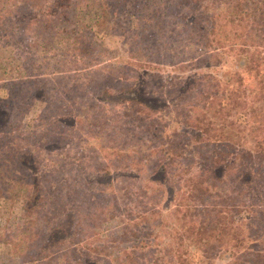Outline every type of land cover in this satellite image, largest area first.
<instances>
[{
  "label": "trees",
  "instance_id": "trees-1",
  "mask_svg": "<svg viewBox=\"0 0 264 264\" xmlns=\"http://www.w3.org/2000/svg\"><path fill=\"white\" fill-rule=\"evenodd\" d=\"M140 1L0 9V47L17 48L0 57V195H90L59 245L45 249L36 227L22 254L46 258L67 243L83 249L75 264H264V0ZM87 17L121 29L143 59L94 55ZM232 56L242 63L215 72ZM152 63L189 71L187 83L162 102L137 95ZM22 119L41 129L38 147H21ZM22 169L37 176L25 183ZM22 205L48 217L36 198ZM97 211L136 225L141 242L86 241L83 218Z\"/></svg>",
  "mask_w": 264,
  "mask_h": 264
},
{
  "label": "rangeland",
  "instance_id": "rangeland-1",
  "mask_svg": "<svg viewBox=\"0 0 264 264\" xmlns=\"http://www.w3.org/2000/svg\"><path fill=\"white\" fill-rule=\"evenodd\" d=\"M54 1L57 0H30V3L32 4L31 8H34L35 4H40L41 2L43 6L44 3H49V6H52V3H54ZM142 1L143 0H141L140 2L142 3ZM146 2L149 5H151V3L159 5L160 1L146 0ZM135 3L133 4V6L129 4L127 9L131 12H134L135 8L133 7ZM20 4L21 3L19 2V0H0V9L2 10V13H5L6 11H12L15 5ZM138 9L140 12H142L143 15V11L145 10H142L141 7H138ZM85 23L86 25L92 24V30L96 31V33L99 34V36L95 35L94 39H92L94 43L96 42L94 45L98 46L97 43H100V46L93 50L94 55L100 52L109 55L107 60L111 61V63L115 66H122L125 63L132 61V59L138 58L139 56H141V58L143 59L142 53L140 51L134 50L133 48L129 47V44L126 45V42H121V38L123 37L121 34V29L111 32L108 29V25L110 23L100 21V23L94 24L90 22L89 17L86 18ZM34 27H40V23L34 25ZM1 45L3 47H0V50L4 49V51H0V57H2V53H4L3 57L7 56L8 54L15 55L16 50H14L13 52H8L7 50L17 49L12 40L6 43L3 42L1 43ZM104 59L106 58L104 57ZM5 60L6 59L3 58V62H5ZM241 63V59L232 56L228 58L225 64L216 67L215 72L223 74L226 71L230 70L232 66ZM12 66L14 67V64ZM152 66L153 63L151 64V67L144 72V74L146 73V75L149 76V82L145 81L142 91L136 93L137 95L152 102H162L166 99H169L173 94L176 93L180 86L182 87L187 83L188 75H190L189 71H184L181 73V75H178L179 73L174 71V69L168 64H165L160 69L152 68ZM159 83L163 84L164 86L162 85L161 88L157 87L156 85H158ZM19 125L21 147L30 149L36 146L38 147V137L40 136L41 129L39 127H34L33 122H27L24 119L21 120V123ZM23 156L27 159L30 158V156L26 154H23ZM21 172L26 173V179L25 177L23 178V181L25 183L26 181L30 182L32 177L35 178V176H37L34 171L27 172L22 169ZM117 174L114 173L109 177H115ZM109 177L99 176L98 181L107 182L110 179ZM56 196L58 197V195H39V192L36 189L32 191V195L26 196L28 198V201L36 198L40 206L44 205L42 212L43 215H47L48 217L36 219L35 214L32 215L31 213H24L22 211V204L24 202V199L26 198L25 195H0V233L4 232L6 234V236L1 237L2 240L0 241V264H75L79 258H84L83 255L80 256V253L81 251H83V249L80 251V248L77 245H68L67 243L63 245L60 250L50 252L46 258H40L39 256H36V253L29 254V252H26L22 254V248H20V245H24L25 242H29L28 240L33 237L36 227H38V230L48 237L47 239H45V241H47L45 242V249L47 247L46 245H59L60 241L65 237V234L67 232L65 223H67V221H72L74 219V215L76 214L72 210L80 209L81 207L79 206H84L83 202L87 201L86 199L90 195H88L87 197H85V195H65V199L62 200V203L54 201L40 202V197H49L56 199ZM74 198H77L79 200L77 204L72 203V201H74ZM134 199L132 198V201H134ZM47 203L48 207L45 206L47 205ZM62 205H64V208L67 209L65 210L67 211L65 215L66 217L65 219H63V221H61L62 224L58 223L59 225H55L53 221L58 222L60 220L58 219L57 221L55 219L58 213L62 211V209H60L58 212L56 211ZM46 210H48L47 213H45ZM50 211H52V213H49ZM72 212L74 214H72ZM83 225L85 228L83 230L84 232H86V234L88 232H93L91 233L90 238L85 239L86 241L93 240L101 244L112 243L120 246H131L141 242V240H139L136 235V225L124 224L118 217L107 219L101 211L85 215L83 218ZM50 234H52V238H49L51 236ZM222 258L220 259L222 261H225L224 258ZM87 261L88 260H84L86 264H88Z\"/></svg>",
  "mask_w": 264,
  "mask_h": 264
}]
</instances>
